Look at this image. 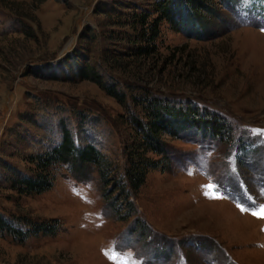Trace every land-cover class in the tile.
<instances>
[{
	"label": "rangeland",
	"instance_id": "rangeland-1",
	"mask_svg": "<svg viewBox=\"0 0 264 264\" xmlns=\"http://www.w3.org/2000/svg\"><path fill=\"white\" fill-rule=\"evenodd\" d=\"M154 2L0 0V212L60 223L25 242L0 232V264H264V219L251 214L264 205V0H207L196 19L202 30L164 22L157 53L129 56L133 30L123 22ZM85 59L216 112L235 136L164 135L172 162L149 170L126 218L125 204L104 195L113 184L105 188L91 166H61L52 189L19 194L8 186L9 166L31 170L26 156L57 144L62 121L77 144L92 142L119 167L126 161V105L74 78Z\"/></svg>",
	"mask_w": 264,
	"mask_h": 264
},
{
	"label": "trees",
	"instance_id": "trees-1",
	"mask_svg": "<svg viewBox=\"0 0 264 264\" xmlns=\"http://www.w3.org/2000/svg\"><path fill=\"white\" fill-rule=\"evenodd\" d=\"M206 2L207 0H155L152 8H135L129 12L127 21L123 22L133 30L129 56L140 58L157 53L164 22L179 30H184L187 23L202 30L196 19L201 16L204 7L208 8ZM198 30L197 28L195 34ZM118 60V57L113 59L116 65L121 66ZM78 65L73 73L74 78L96 82L119 103L126 105L133 135L132 142L124 148L126 161L119 167L109 162L92 142L77 144L71 129L62 121L61 139L57 144L26 156L31 170L9 166L8 186L19 194H42L52 189L57 170L61 166H66L73 172L91 166L97 170L105 188L113 184L104 195L118 203L120 209L125 204L128 211L120 217L126 218L133 213V208L135 210V203L131 199L145 182L149 170L160 167L166 169L172 162L173 151H169L164 135L167 134L172 139H185L182 132L195 128L210 132L215 138L233 139L235 136L232 125L225 118L206 107H200L192 100L182 101L153 92L151 87L143 83L130 85L108 73L101 63H90L85 59ZM114 189L119 192L113 197L109 193L114 192ZM59 228L58 219L38 221L19 215L8 217L0 212V232L12 236L18 242H25L31 236L41 233L55 234Z\"/></svg>",
	"mask_w": 264,
	"mask_h": 264
},
{
	"label": "snow or ice",
	"instance_id": "snow-or-ice-1",
	"mask_svg": "<svg viewBox=\"0 0 264 264\" xmlns=\"http://www.w3.org/2000/svg\"><path fill=\"white\" fill-rule=\"evenodd\" d=\"M261 30L264 31V28H262ZM256 131L260 132V130H256ZM260 135H261L262 138H264V132H260ZM230 171H231V173L234 176L238 177L239 174H238V171H237V169L235 167L234 159L231 158V157H230ZM239 183H240V186H241V190L245 191L246 190V185H244L243 181H239ZM260 192H261L262 195H264V185H261ZM225 195H227V193H225ZM237 206L240 207L241 211H245L246 210L245 206H243L239 202H238ZM254 206H256V205H254ZM256 207H259L260 210L259 211H253L251 214L254 217L264 219V205H258ZM105 254L109 255L107 252ZM109 259L110 260H114L115 259L114 255H109Z\"/></svg>",
	"mask_w": 264,
	"mask_h": 264
}]
</instances>
